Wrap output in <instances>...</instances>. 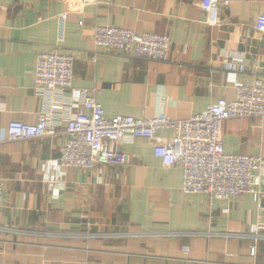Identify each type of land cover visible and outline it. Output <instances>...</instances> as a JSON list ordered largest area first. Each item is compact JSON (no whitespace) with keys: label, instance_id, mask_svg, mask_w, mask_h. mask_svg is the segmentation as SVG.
Here are the masks:
<instances>
[{"label":"crops","instance_id":"0c3cea01","mask_svg":"<svg viewBox=\"0 0 264 264\" xmlns=\"http://www.w3.org/2000/svg\"><path fill=\"white\" fill-rule=\"evenodd\" d=\"M201 2L0 0V137L14 121L58 124L54 137L0 144V264H264V196L214 203L185 194L182 168L165 167L153 140L127 133L117 149L128 165L67 169L48 182V163L69 139L67 121L89 114L84 90L98 91L108 119L185 121L264 78V33L255 29L264 0H229L214 27ZM96 26L167 36L170 60L98 50ZM53 51L75 59L73 87L60 94L34 83L37 54ZM223 138L230 154L264 157V118L228 121ZM255 234L262 239L253 258Z\"/></svg>","mask_w":264,"mask_h":264},{"label":"built area","instance_id":"2783aa9c","mask_svg":"<svg viewBox=\"0 0 264 264\" xmlns=\"http://www.w3.org/2000/svg\"><path fill=\"white\" fill-rule=\"evenodd\" d=\"M97 0H81L83 7ZM229 0H202L201 8L207 14V24L218 26L222 6ZM2 19L0 17V24ZM255 29L264 33V15L257 18ZM95 47L106 53L123 54L133 59L168 62L172 49L169 37L154 33L137 34L133 30L115 26L94 28ZM95 60V58H93ZM75 59L61 52H41L36 57L34 83L52 94L72 89ZM1 90V80H0ZM96 89L84 90L83 106L89 114L78 112L67 121V143L60 156L48 163V182L56 184L58 174L67 169L91 171L97 166H126L130 156L118 151L124 136L153 140L154 154L165 167L180 166L183 171L182 191L202 194L214 203L250 195L255 202L264 196V157L230 154L225 150L223 126L231 120L264 118V78L236 86L233 101L219 100L200 114L185 121H175L167 114L152 119H136L120 115L108 119L101 104L96 101ZM0 97V109H1ZM171 130L173 138H158L156 132ZM58 134V124L48 117L36 124L11 122L5 130L4 141L43 140ZM4 180L0 178V208ZM254 243L250 254L258 255L259 234L251 236ZM184 254L191 252L183 249ZM205 264V263H204Z\"/></svg>","mask_w":264,"mask_h":264}]
</instances>
